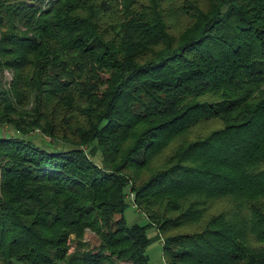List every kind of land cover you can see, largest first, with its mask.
<instances>
[{
	"label": "trees",
	"instance_id": "obj_1",
	"mask_svg": "<svg viewBox=\"0 0 264 264\" xmlns=\"http://www.w3.org/2000/svg\"><path fill=\"white\" fill-rule=\"evenodd\" d=\"M38 1L0 0V264H264V0Z\"/></svg>",
	"mask_w": 264,
	"mask_h": 264
},
{
	"label": "rangeland",
	"instance_id": "obj_2",
	"mask_svg": "<svg viewBox=\"0 0 264 264\" xmlns=\"http://www.w3.org/2000/svg\"><path fill=\"white\" fill-rule=\"evenodd\" d=\"M29 3H36V4H40L38 0H26ZM49 0H45V2H48ZM170 19H173V17H171ZM171 32L177 36L178 33L180 32L181 28L183 27V25L180 24L181 28L179 25H176L175 23L171 24ZM13 76V72L10 70H6L3 69L2 72L0 73V92H2V90H7L9 88L8 84H10L11 79ZM32 105L31 104H27L24 108L26 110L31 109ZM3 112V114L6 112L2 107H0V112ZM7 113V112H6ZM10 116L12 118H15V116H17L14 112L13 113H9ZM217 122H212L210 124H207L205 126H203L201 129L198 130H210L212 128H214L215 126H217ZM14 132V128L13 126H10L6 123L0 124V136L1 135H5V133L7 132ZM197 131V130H196ZM12 133V132H11ZM36 141H40L35 139ZM41 145L43 144L42 141L39 142ZM160 158H156L153 162L152 165L153 166H157V164H159ZM144 176H147L149 174L148 171L143 170L142 171ZM126 202H127V207L124 209L123 211V216L125 219V222L127 224H132V223H138L140 225L146 224L147 223V218L140 212V210L136 207L133 206L132 201L130 200V197L127 196L126 198ZM118 216H116L115 218H117ZM147 236L152 240L149 245L146 247L145 253L147 255V264H164V261L162 259V244L160 243V241H158V239H155L156 236V230L153 227H149L146 230ZM74 237L71 236L68 243H69V250L68 252H73L75 249L74 244L72 245L70 243V241H73ZM84 240L86 242L87 247L91 250L97 247V245L99 244V238L91 231H86L85 235H84ZM86 248V247H85ZM122 264H131L130 262L127 261H122Z\"/></svg>",
	"mask_w": 264,
	"mask_h": 264
},
{
	"label": "built area",
	"instance_id": "obj_3",
	"mask_svg": "<svg viewBox=\"0 0 264 264\" xmlns=\"http://www.w3.org/2000/svg\"><path fill=\"white\" fill-rule=\"evenodd\" d=\"M133 206H135V205L133 204Z\"/></svg>",
	"mask_w": 264,
	"mask_h": 264
}]
</instances>
